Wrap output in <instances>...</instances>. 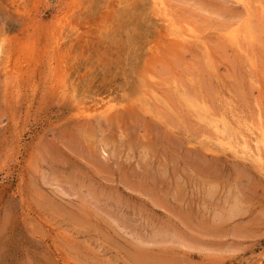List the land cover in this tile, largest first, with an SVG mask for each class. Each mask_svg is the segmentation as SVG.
I'll return each instance as SVG.
<instances>
[{"label":"rangeland","instance_id":"374dc122","mask_svg":"<svg viewBox=\"0 0 264 264\" xmlns=\"http://www.w3.org/2000/svg\"><path fill=\"white\" fill-rule=\"evenodd\" d=\"M163 1L0 0V264H264V0Z\"/></svg>","mask_w":264,"mask_h":264},{"label":"bare ground","instance_id":"6f19581e","mask_svg":"<svg viewBox=\"0 0 264 264\" xmlns=\"http://www.w3.org/2000/svg\"><path fill=\"white\" fill-rule=\"evenodd\" d=\"M244 1V0H243ZM153 2H154V4H155V6L157 7V9L159 10V12L163 15V19H164V21L165 22H167V24H168V26L171 28V30H173L174 31V33H176V34H178V35H181V37L182 38H185L186 39V34H189V33H192V32H194L192 29H187V31H185V32H181V30L176 26V23L178 22H176L175 23V21H173V18H172V16H171V13L169 12V10H168V8L165 6V3H164V1L163 0H153ZM247 3V2H246ZM245 3V4H246ZM248 6H250V5H248ZM250 8V7H249ZM250 10H252L251 8H250ZM250 12V11H249ZM252 12V11H251ZM249 15H250V13H249ZM249 17H251V16H249ZM175 18V17H174ZM250 19V18H249ZM247 22H248V20H247ZM245 23V22H244ZM179 24V23H178ZM180 25V24H179ZM243 25V24H242ZM240 26V25H239ZM245 26H247V23H245ZM251 26V25H250ZM189 28V27H188ZM237 28V27H236ZM239 29V28H238ZM247 30V29H246ZM253 30V29H252ZM233 31V30H232ZM232 31H230V32H232ZM227 32H229V31H227ZM227 32L225 33V34H227ZM240 32V31H239ZM246 32V31H245ZM250 32H251V30H250ZM172 33V32H171ZM199 33V32H198ZM236 33V32H235ZM243 33V32H242ZM195 33H193V36H195L194 35ZM232 34V33H231ZM247 34V33H246ZM233 35H234V33H233ZM240 35V34H239ZM241 35H243V34H241ZM248 35V34H247ZM172 36V35H171ZM192 36V37H193ZM235 36V35H234ZM176 37V36H175ZM198 37H199V35H198ZM253 37V36H252ZM191 38V37H190ZM200 38H202V37H200ZM238 38V37H237ZM249 38H250V36H249ZM195 39V38H194ZM241 39V38H240ZM183 40V39H182ZM245 40V39H244ZM188 41V40H187ZM198 41V40H197ZM200 41V40H199ZM232 41V40H231ZM241 41V40H240ZM247 41H248V38H247ZM252 41H254L253 39H252ZM251 41V42H252ZM250 43V42H249ZM237 44V43H236ZM201 45H203V44H201ZM207 50V49H206ZM180 88V87H179ZM212 112V111H211ZM213 114V113H212ZM224 116V115H223ZM226 117V116H225ZM212 118V117H211ZM214 120H215V118H214ZM232 122V121H231ZM230 122V123H231ZM241 123V122H240ZM224 124V123H223ZM225 125V124H224ZM233 125V124H232ZM258 127V126H257ZM255 128L254 130H253V128H249V130L252 132V134L253 135H255V137L253 138V136H252V140H253V142H254V145L253 146H250L251 144H250V142H249V140H247L245 137L243 138V140L242 141H236L235 142V145L234 146H239V147H241V149L239 150V151H241V152H244V153H248V154H250V155H252L253 157H255V159L256 160H258V161H260V162H264L263 161V149H264V130L262 129V127H260V128ZM218 129V128H217ZM222 129V128H221ZM223 130V129H222ZM222 130H221V132H222ZM217 131V130H216ZM224 131V130H223ZM214 134V133H213ZM251 134V135H252ZM245 135V134H244ZM243 135V136H244ZM227 136V135H226ZM247 136V135H246ZM235 137V136H234ZM237 137V136H236ZM235 137V138H236ZM225 138V137H224ZM250 138V137H249ZM229 139V138H228ZM241 139V138H240ZM235 140V139H234ZM232 141V140H231ZM252 142V143H253ZM230 144H232V143H230ZM233 145V144H232ZM232 147V146H231ZM232 149V148H231ZM238 150V149H237ZM237 152V151H236ZM235 152V153H236ZM240 152V153H241ZM239 153V152H238ZM246 155V154H245ZM247 156V155H246ZM248 157V156H247Z\"/></svg>","mask_w":264,"mask_h":264}]
</instances>
